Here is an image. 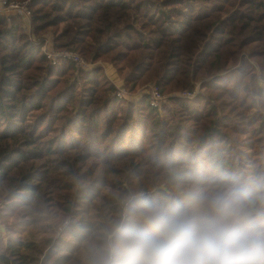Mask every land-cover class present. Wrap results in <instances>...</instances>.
Instances as JSON below:
<instances>
[{
  "label": "trees",
  "instance_id": "1",
  "mask_svg": "<svg viewBox=\"0 0 264 264\" xmlns=\"http://www.w3.org/2000/svg\"><path fill=\"white\" fill-rule=\"evenodd\" d=\"M29 7L38 44L19 16L0 18V264H90L129 193L264 174V0ZM47 36L95 66L49 63ZM97 63L131 92L157 84L166 102L118 98Z\"/></svg>",
  "mask_w": 264,
  "mask_h": 264
},
{
  "label": "clouds",
  "instance_id": "2",
  "mask_svg": "<svg viewBox=\"0 0 264 264\" xmlns=\"http://www.w3.org/2000/svg\"><path fill=\"white\" fill-rule=\"evenodd\" d=\"M177 192L123 197L90 264H264V174L208 175Z\"/></svg>",
  "mask_w": 264,
  "mask_h": 264
},
{
  "label": "built area",
  "instance_id": "3",
  "mask_svg": "<svg viewBox=\"0 0 264 264\" xmlns=\"http://www.w3.org/2000/svg\"><path fill=\"white\" fill-rule=\"evenodd\" d=\"M13 16H19L22 20L23 32L28 36L31 42L38 44V39L34 35V26L32 12L29 7V0H0V18H5L8 22ZM42 53L46 57L49 63L54 64L59 59H64L72 62L77 68L82 70H90L95 64L89 62L82 55L75 50H55L49 47V41L45 38L40 46ZM104 69L103 63H97ZM105 71V69H104ZM106 72V71H105ZM115 86V96L118 98H138L144 90H147L144 94L149 96L150 104L159 109L166 102L167 96H165L158 85L154 83L147 84L141 90L137 92H131L125 89L123 86H118L116 81L113 83ZM196 95L194 91H182L174 94V96L185 99H192Z\"/></svg>",
  "mask_w": 264,
  "mask_h": 264
},
{
  "label": "rangeland",
  "instance_id": "4",
  "mask_svg": "<svg viewBox=\"0 0 264 264\" xmlns=\"http://www.w3.org/2000/svg\"><path fill=\"white\" fill-rule=\"evenodd\" d=\"M42 51V50H41ZM113 68V66L112 65H110V64H105L104 65V69H105V73H106V75L108 76V78L111 80V82L112 83H114L116 80H115V77L114 76H112L111 74H110V70ZM259 74V73H258ZM157 85V84H156ZM115 88V87H114ZM196 90L198 91L199 90V87L197 86V88H196ZM147 90H144L143 92H142V94L141 95H143L145 92H146ZM140 95V96H141ZM128 99H130V100H132V101H139L140 99H138V100H134V99H136V98H128ZM144 99V98H143ZM142 99V100H143ZM158 112L161 114V110H158Z\"/></svg>",
  "mask_w": 264,
  "mask_h": 264
},
{
  "label": "crops",
  "instance_id": "5",
  "mask_svg": "<svg viewBox=\"0 0 264 264\" xmlns=\"http://www.w3.org/2000/svg\"><path fill=\"white\" fill-rule=\"evenodd\" d=\"M46 39L49 41V47H50L51 49H54V43H53L52 37H51V36H47ZM110 74H111L112 76H114V77L116 76V77H115V80H116V83H118V86H123L121 80H120L119 77L117 76V73H116V70H115L114 67L110 70Z\"/></svg>",
  "mask_w": 264,
  "mask_h": 264
}]
</instances>
